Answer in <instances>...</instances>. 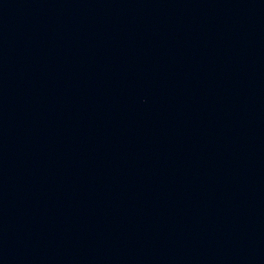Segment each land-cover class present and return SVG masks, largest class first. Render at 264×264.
Segmentation results:
<instances>
[{
	"label": "water",
	"instance_id": "95a60500",
	"mask_svg": "<svg viewBox=\"0 0 264 264\" xmlns=\"http://www.w3.org/2000/svg\"><path fill=\"white\" fill-rule=\"evenodd\" d=\"M264 125V0H0V264H101Z\"/></svg>",
	"mask_w": 264,
	"mask_h": 264
}]
</instances>
